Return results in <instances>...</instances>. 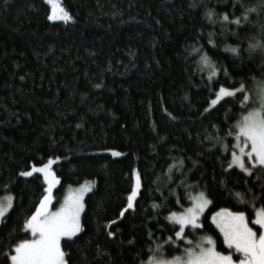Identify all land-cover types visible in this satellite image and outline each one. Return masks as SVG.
<instances>
[{
  "label": "trees",
  "instance_id": "obj_1",
  "mask_svg": "<svg viewBox=\"0 0 264 264\" xmlns=\"http://www.w3.org/2000/svg\"><path fill=\"white\" fill-rule=\"evenodd\" d=\"M59 1L71 20H48L47 0H0V199L14 197L0 224V264H10L9 250L30 238L25 220L46 194L42 173H20L50 159L59 181L52 210L69 187L90 182L92 189L82 231L62 242L69 264H147L154 255H181L189 245L165 243L179 227L167 217L200 192L212 201L208 220L186 229L187 238L195 244L211 235L224 251L211 215L226 208L253 219L232 194L249 201L264 195V171L228 169L231 155L221 148L234 143L227 134L246 111L242 97L204 110L221 84L243 81L251 91L254 78L264 80V53L248 51L264 36L261 0ZM238 3L256 12L240 26L223 22L225 13L242 16ZM194 48L221 69L218 83L201 70ZM134 170L142 186L134 208L120 217Z\"/></svg>",
  "mask_w": 264,
  "mask_h": 264
},
{
  "label": "snow or ice",
  "instance_id": "obj_2",
  "mask_svg": "<svg viewBox=\"0 0 264 264\" xmlns=\"http://www.w3.org/2000/svg\"><path fill=\"white\" fill-rule=\"evenodd\" d=\"M47 3L52 7L48 20L67 22L72 19L58 0H47ZM261 3L264 5V0H261ZM192 6L195 7V5ZM233 7L243 9L242 16L230 19L225 13L221 17L223 22L240 26L242 19L244 21L249 19L248 13L256 12V8L244 9L241 3L234 4ZM206 15L211 20L214 13L209 10ZM211 36L210 33L209 43L216 47ZM192 51L200 57L201 70H208V80L218 83L215 78L221 69L210 61L202 48H194ZM225 51L237 57L240 55L238 47H226ZM248 51L264 53V36L255 42H250ZM237 94L242 97L240 103L244 105L246 111L242 110L240 118L227 134L234 137V143L231 145L222 143L221 148L231 155V160L227 164L228 169L235 171L239 168L243 173L251 176L254 170L264 171V80L256 81L254 78V87L251 91L243 81L239 82V87H225L221 84L218 90L213 92L214 98L210 100L209 107L204 111L207 113L216 110V106L224 101L225 97L235 98ZM253 101L256 107L247 108V104ZM112 155L119 156L121 153L113 151ZM53 163L54 161L50 159L41 167L33 166L31 170L20 173L25 177H30L37 172L42 173L48 187L35 211L25 220V231L30 234V238L20 240L6 254L10 264H69L70 254L64 250L62 242L73 241V238L82 231L80 216L84 208L83 198L92 189L88 185H82L79 191L66 196L64 202L52 210L50 207L54 198L52 189L59 182L50 170ZM172 167L169 166L170 171ZM133 176L134 186L127 196V205L121 210L120 217H124L129 209L134 208V202L142 186L139 172L134 170ZM232 195L239 203L251 207L254 218L250 220L245 212H231L226 208H221L211 215V224L219 230L222 237L221 247L224 251L218 250L216 239L211 235H204L195 244L190 240L187 241L189 246L183 249L181 255L173 256L171 259L154 255L149 257L147 264H264V195L251 201L245 200V194L241 192H235ZM256 199L261 201L259 207L256 206ZM13 200L12 196L0 199V218L5 217V214L13 207ZM176 202L180 204L179 197ZM211 203L212 201L205 193L200 192L191 197L189 207L180 212H170L167 219L179 227L178 230L173 229L175 239L169 237L165 243L175 244L176 241H185L188 235L186 229L193 231L202 229L203 221L208 220L205 211ZM153 207L158 205L154 204ZM181 207L183 208V205ZM111 223L115 224L116 221ZM108 235L111 237L115 234L109 231Z\"/></svg>",
  "mask_w": 264,
  "mask_h": 264
},
{
  "label": "rangeland",
  "instance_id": "obj_3",
  "mask_svg": "<svg viewBox=\"0 0 264 264\" xmlns=\"http://www.w3.org/2000/svg\"><path fill=\"white\" fill-rule=\"evenodd\" d=\"M58 2H59V4L62 6V4H61V2L58 0ZM50 5V4H49ZM51 6V5H50ZM63 7V6H62ZM51 9H52V7H51ZM56 21H58V22H65V21H62V20H56ZM226 98V97H225ZM224 98V99H225ZM249 103H252V106H251V108H254V107H256V103L253 101V102H249ZM248 103V104H249ZM239 169V168H238ZM50 170H51V172H53L54 173V175L56 174L55 172H54V169L52 168V165L50 166ZM55 177H56V175H55ZM56 179H57V177H56ZM56 185V184H55ZM53 186V189H52V192H53V194H54V189H56V187H57V185L56 186ZM83 185H88V186H90V182L89 183H85V184H83ZM82 186V185H81ZM81 186H78V187H69L67 190H66V193H65V195H64V197L62 198V200H61V202H60V204L61 203H63L64 202V199H65V197L66 196H68L69 194H71V193H75V192H77V191H79L80 190V188H81ZM47 187H48V185H47ZM87 194V193H86ZM85 194V195H86ZM198 194V193H197ZM196 194V195H197ZM85 195H84V198H85ZM53 197L55 198V195H53ZM7 197H5L4 199H6ZM54 198H53V200H54ZM84 198H83V204H84ZM60 204H59V206H60ZM58 206V207H59ZM57 207V208H58ZM187 208V207H186ZM208 208H209V206H208ZM54 210V209H53ZM208 209H206V211H207ZM206 211H205V213H206ZM83 212V211H82ZM82 212H81V216H82ZM81 216H80V221H81ZM2 219L3 218H0V224H1V221H2ZM215 226V225H214ZM251 226V225H250ZM191 241V239L189 238H187L186 240H185V242L187 243V241ZM188 244V243H187ZM166 259H168V258H166ZM169 259H171V258H169Z\"/></svg>",
  "mask_w": 264,
  "mask_h": 264
}]
</instances>
